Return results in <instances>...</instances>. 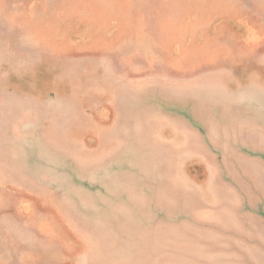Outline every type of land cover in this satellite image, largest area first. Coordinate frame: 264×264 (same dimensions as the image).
Masks as SVG:
<instances>
[{
    "label": "rangeland",
    "instance_id": "obj_1",
    "mask_svg": "<svg viewBox=\"0 0 264 264\" xmlns=\"http://www.w3.org/2000/svg\"><path fill=\"white\" fill-rule=\"evenodd\" d=\"M0 264H264V0H0Z\"/></svg>",
    "mask_w": 264,
    "mask_h": 264
}]
</instances>
